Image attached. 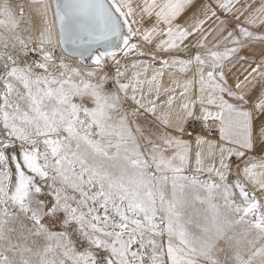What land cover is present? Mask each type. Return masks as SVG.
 Here are the masks:
<instances>
[{
  "label": "snow or ice",
  "instance_id": "obj_1",
  "mask_svg": "<svg viewBox=\"0 0 264 264\" xmlns=\"http://www.w3.org/2000/svg\"><path fill=\"white\" fill-rule=\"evenodd\" d=\"M0 264H264V0H0Z\"/></svg>",
  "mask_w": 264,
  "mask_h": 264
}]
</instances>
